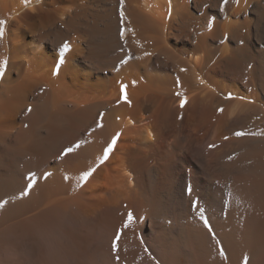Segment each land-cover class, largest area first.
Returning a JSON list of instances; mask_svg holds the SVG:
<instances>
[{
    "label": "bare ground",
    "instance_id": "obj_1",
    "mask_svg": "<svg viewBox=\"0 0 264 264\" xmlns=\"http://www.w3.org/2000/svg\"><path fill=\"white\" fill-rule=\"evenodd\" d=\"M0 20V264H264V0Z\"/></svg>",
    "mask_w": 264,
    "mask_h": 264
},
{
    "label": "snow or ice",
    "instance_id": "obj_2",
    "mask_svg": "<svg viewBox=\"0 0 264 264\" xmlns=\"http://www.w3.org/2000/svg\"><path fill=\"white\" fill-rule=\"evenodd\" d=\"M121 3H123V0H121ZM121 16H123V13H121ZM4 23L5 22L3 20H0V38H2L4 36ZM209 24H211V22H209ZM67 50H68V45L65 44L63 46V51L66 52ZM146 55H147V53H146ZM62 62L63 61H61V63ZM5 63L6 62H0V77H3L5 75V71H4ZM120 91H121V94H122L121 98L124 99L125 101H127V96L125 94V86L123 84L121 85ZM177 95L180 96L181 93L178 92ZM185 103H186V100L182 98L180 100V107L183 108ZM28 111H31V109H28ZM25 127H27V125H25ZM237 135H241V133H237ZM115 142H116V138L113 137L112 144H114ZM112 144H109L108 148L105 150V154H104V158L105 159L107 158V153L112 148ZM209 147H212V145H209ZM70 151H72V149L71 148H67V149L64 150V152L61 155H64V154H66L67 152H70ZM229 159H231V157H229ZM90 174H91L90 172H85L83 178H87V176H89ZM32 186H33L32 183H29L27 185V189H31ZM27 189H25V191L22 193L23 195H27L28 194ZM3 206H4V202H0V207H3ZM131 219H132V216H131V214H129L128 221L124 225L125 227L127 226V223L131 222Z\"/></svg>",
    "mask_w": 264,
    "mask_h": 264
}]
</instances>
